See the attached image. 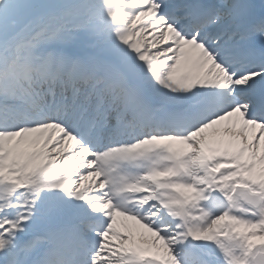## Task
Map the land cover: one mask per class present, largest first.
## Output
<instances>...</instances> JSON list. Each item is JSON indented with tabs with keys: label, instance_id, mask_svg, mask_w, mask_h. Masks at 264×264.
<instances>
[{
	"label": "snow or ice",
	"instance_id": "1",
	"mask_svg": "<svg viewBox=\"0 0 264 264\" xmlns=\"http://www.w3.org/2000/svg\"><path fill=\"white\" fill-rule=\"evenodd\" d=\"M0 264H264V0H0Z\"/></svg>",
	"mask_w": 264,
	"mask_h": 264
}]
</instances>
